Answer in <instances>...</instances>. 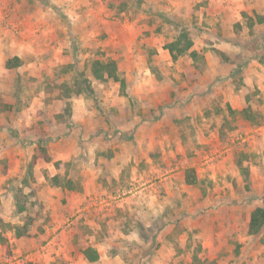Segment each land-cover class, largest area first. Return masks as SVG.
I'll use <instances>...</instances> for the list:
<instances>
[{
    "label": "rangeland",
    "instance_id": "rangeland-1",
    "mask_svg": "<svg viewBox=\"0 0 264 264\" xmlns=\"http://www.w3.org/2000/svg\"><path fill=\"white\" fill-rule=\"evenodd\" d=\"M255 15L264 0H0V264H90L87 247L97 264H264V230L248 233L264 206ZM183 31L195 56L173 59ZM13 57L22 65L6 68ZM108 60L125 89L92 75ZM253 94L258 125L239 114ZM39 142L52 162L25 187Z\"/></svg>",
    "mask_w": 264,
    "mask_h": 264
},
{
    "label": "trees",
    "instance_id": "trees-1",
    "mask_svg": "<svg viewBox=\"0 0 264 264\" xmlns=\"http://www.w3.org/2000/svg\"><path fill=\"white\" fill-rule=\"evenodd\" d=\"M245 16H247L245 14ZM249 28L254 27L256 24L258 25H264V15H255V17H250L249 19ZM194 42L191 36L187 32H182L180 37L173 43L168 45V50L173 57V59L178 58L179 56H183L186 54H190L191 56H195L194 52L191 51L193 48ZM261 63L264 64V57L260 60ZM22 65V61L19 57H13L9 59L5 66L8 69H16L19 68ZM91 73L94 76V78L99 83H104L109 79H113L115 82H120L121 87L125 89V81L120 79L118 76V66L117 63L111 60H108L107 62H101V61H95L92 64ZM87 90H90V87L87 86ZM257 95H250L247 97V108L243 109L241 112H239L240 115L244 117V119L257 123L258 117L261 116V114L256 110H254L253 104L257 107L262 106L261 99L256 98ZM232 114H236L235 111H231ZM44 160L47 163L52 162V157L49 154L47 148L45 147L43 142H39L37 145V149L33 155V159L29 168V172L27 177L23 181V186H30L31 183L36 182L35 178V171L34 167L37 164L38 160ZM55 166L57 169H63L67 165L63 164L61 162L55 163ZM45 178L56 188H62V189H68L71 191H80L82 189L81 185L77 183V181H74L73 178L68 177V174L65 176H61L60 174H57L55 176H49L48 173H46ZM186 183L188 185H194L195 184V177L189 174V176L186 178ZM27 195L25 194L24 187H21L17 189V193L15 195V201H16V207L19 214H23L28 211L27 207V201H26ZM31 226V223L20 226L16 225L14 228L16 229V237L21 238L26 235H28L29 227ZM264 230V206L258 207L255 210L252 211L250 215L249 220V227H248V233L251 236H257ZM85 258L88 260L90 264H97L100 260V256L97 250H95L92 247H87L82 250ZM192 264H207V261H200L198 257L193 258Z\"/></svg>",
    "mask_w": 264,
    "mask_h": 264
},
{
    "label": "crops",
    "instance_id": "crops-1",
    "mask_svg": "<svg viewBox=\"0 0 264 264\" xmlns=\"http://www.w3.org/2000/svg\"><path fill=\"white\" fill-rule=\"evenodd\" d=\"M215 1V0H214ZM217 2V1H216ZM214 3V5H213V7L214 8H221V7H219V6H222V2L219 4V5H217V3ZM224 2V1H223ZM227 4V3H226ZM223 5H224V3H223ZM211 6H212V4H211ZM231 7H229V6H223V9H225V10H229ZM227 12V11H226ZM255 27H259V25L258 24H256V26ZM65 258L68 260V261H70V262H72V258H71V256L70 255H66L65 256Z\"/></svg>",
    "mask_w": 264,
    "mask_h": 264
}]
</instances>
